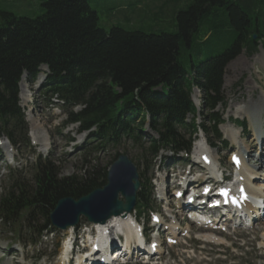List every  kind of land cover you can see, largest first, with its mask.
Instances as JSON below:
<instances>
[{
	"label": "trees",
	"instance_id": "16d2710c",
	"mask_svg": "<svg viewBox=\"0 0 264 264\" xmlns=\"http://www.w3.org/2000/svg\"><path fill=\"white\" fill-rule=\"evenodd\" d=\"M38 4L41 12L33 17L0 6V128L10 139L17 132L25 139L17 104L19 76L23 71L33 76L46 64L49 90L67 106L82 105L69 112L68 122L78 121L81 129L96 127L92 135L101 142L95 149L116 142L119 134L138 139L146 120L158 138L150 139L145 153L152 157L168 145L183 148L182 133L195 129L185 121L194 113L192 87L202 94V119L212 121L216 132L219 116L213 110L223 102L227 64L242 52L264 48V0H187L175 14L172 33L118 26L105 30L88 0ZM156 5H149L155 14L162 10ZM82 166L61 176V167L48 158L34 166L31 179L20 172L10 177L0 195L1 222L23 220L38 231L46 229L59 199H78L104 185L105 167Z\"/></svg>",
	"mask_w": 264,
	"mask_h": 264
},
{
	"label": "rangeland",
	"instance_id": "374dc122",
	"mask_svg": "<svg viewBox=\"0 0 264 264\" xmlns=\"http://www.w3.org/2000/svg\"><path fill=\"white\" fill-rule=\"evenodd\" d=\"M88 1L90 6L97 10L99 25L103 29L109 30L110 27L118 26L124 29L141 30L147 33L159 31L169 33L176 32L175 14L177 10L183 8L187 2V0ZM155 1L157 2L153 3ZM167 1L171 2L166 4ZM38 3L39 0H0L1 7L7 9L16 16L25 17H33L40 14L41 10ZM155 4H157L156 6H160L159 8H162V10L157 14L153 13L150 9V6H154ZM220 51H222V47H220L219 52ZM223 78V91L225 99L227 100L228 107L227 104L226 107L228 109L226 111V107L220 106L218 110L221 114H224V118L228 116L229 121H241V119H245L244 121L246 123L247 130L249 131L248 134H246L245 132L242 133L238 130L241 133V136L235 138V135L232 138H235L234 140H228L227 138L230 137H223L222 130L220 129L222 138L227 141L228 147L226 148L221 142L210 141L213 145V148L211 147V150L209 151H211L213 161L215 162L218 158L221 165L225 168V172L229 174V170L227 169L229 166V153L233 151L236 152L238 148H243L247 152L249 150L251 156H256L255 154H257L256 150L254 151V145H256V142L254 139H252L254 138L253 125L255 129H258L257 127H259L260 131L264 135V48L259 46L257 51L250 55L246 54L245 52L239 54L235 59L227 64L224 70ZM19 92L21 94L19 99L21 107L28 117L32 116L34 118L36 123L34 126L36 136L41 138L44 134L48 135L50 139L49 151L52 152L55 158L60 159L58 163L61 166V176H70L74 174V172L80 169L83 160L97 162L99 163L100 167L105 168L110 165L112 156L115 153L114 151L100 153L98 154L97 160H94L93 154H90V157L87 155V157L84 158V153L77 151V149L74 148V145L69 143L70 141L68 138L73 137L72 135H76L74 133V129H71L72 126L69 125L66 127L61 125L62 121L65 119L63 111L57 104L54 103L56 101L55 99L43 95L39 85H36L35 82L31 83L26 79V77H23L20 83ZM192 92L193 99L196 101L197 98L200 101L202 96L201 93L199 91L197 93V91L194 90ZM194 103L198 105L196 102ZM32 122V120H28L27 122L31 131L33 130L31 128ZM227 122L228 121L226 120V123ZM226 123L223 124L222 127L225 126ZM145 133L153 135L148 129H146ZM198 138H196V140ZM209 138L212 139L211 136H209ZM31 139L33 140V136ZM261 144L263 145L262 141ZM33 149L36 151V153L41 155L44 153L43 148L39 144L34 146ZM123 150L126 151V154L132 160H136L139 157L141 151L139 146L131 143L125 144L122 148H119L116 151L121 152ZM28 153L29 152L22 151L17 155L13 153V155H15V157L18 159L19 163L24 164L26 162V158H29V162H31ZM167 153H162L160 156L161 158L156 160V163L159 161L161 162L159 170L160 173L158 174V177H162L164 174H168V171L171 169L176 170V168H179L185 164V161H182V159L177 161V157L170 158L171 155H168ZM263 154L264 152L261 154V158L264 160ZM261 158L257 160L258 162L254 161V163L256 166L259 163L260 166L264 167V162L261 160ZM8 160L10 162L9 158ZM213 161L211 160L212 163ZM176 162L180 163L176 164ZM248 163L252 162L249 161ZM12 166H18V163L15 162L12 164ZM7 168L6 160L0 159V192L1 189L6 186L4 180L6 179L5 175L7 174ZM258 171L264 173V170L261 169V167ZM160 196L161 194L158 191V184H156L154 202L147 209H144L143 217H145V219L147 216L149 218V211H158L159 213L165 215L166 213L163 212V207L165 206V203L168 202V200H172L173 204H176V201L173 200L171 194H169L164 201L159 200ZM160 204L164 206L159 207ZM176 211L180 212L179 210ZM59 218H62V216H59ZM119 223L121 224V222ZM259 225V229L263 230L262 227L264 226L262 225L261 227V224ZM9 228L12 229L11 227ZM9 228L7 226H3L0 223V251H2L1 249L3 247H7V250H5L2 254V256L5 258L1 260L0 264L4 262H10L12 264H54V247H56L61 235L65 236L66 233L61 231L58 234H54L52 237L44 238V242L37 246L39 247L38 250H34L33 246H28L29 248L24 249L19 245H13L11 248H8L6 244L12 242L15 239V236L8 232ZM186 229L187 227L185 228V232ZM199 230L203 231L204 229L200 228ZM238 230H247V232H249L247 234L242 233L245 236L244 240L242 241H238L232 236L229 238L228 244L238 247V254L228 250L226 252L228 255H226V257L221 260L220 258H216L214 255L217 250L216 246L202 245L205 247V250L201 253L195 251V258H192L191 260L182 258L181 260L187 264H264V249L258 250L259 247L264 248V234L260 233L258 242H255V236L251 233L252 229L239 226ZM183 235L185 236L184 239L186 240L188 236L192 237L190 234L185 235L183 233ZM183 235L181 237H183ZM79 236H81V234ZM203 236H206V233L202 234V237ZM26 237L28 238V236L23 235V240H26ZM80 240L81 239H78L79 242ZM180 241L182 244V238ZM191 245L195 246L194 244ZM9 250L11 252H9ZM43 253L44 257L39 259V256ZM175 253L178 254L177 256H182L180 251L176 252L175 250ZM205 253L209 254L212 261L205 263L200 261L198 255L201 256Z\"/></svg>",
	"mask_w": 264,
	"mask_h": 264
},
{
	"label": "water",
	"instance_id": "95a60500",
	"mask_svg": "<svg viewBox=\"0 0 264 264\" xmlns=\"http://www.w3.org/2000/svg\"><path fill=\"white\" fill-rule=\"evenodd\" d=\"M107 181L103 189H96L77 200L70 197L58 200L50 215L52 224L65 228L75 224L80 215L92 222H104L111 215L128 211L134 202L138 182L135 168L126 156L115 160L108 170ZM119 193L123 200L118 199Z\"/></svg>",
	"mask_w": 264,
	"mask_h": 264
},
{
	"label": "bare ground",
	"instance_id": "6f19581e",
	"mask_svg": "<svg viewBox=\"0 0 264 264\" xmlns=\"http://www.w3.org/2000/svg\"><path fill=\"white\" fill-rule=\"evenodd\" d=\"M39 78H41V75H39ZM228 116L225 117V119L228 121ZM33 122L31 123L32 126H35L36 123L34 121V118L31 119ZM37 128V127H36ZM223 130H224V134L225 136L227 137H230V138H233L236 133L234 131V128L233 126L229 123V121L226 123L225 126H223ZM41 143L43 144V147L45 149H48V146H49V143L47 142V139H41ZM261 148L263 147V145L261 144L260 145ZM195 150L198 151V155L201 153V152H208L206 151L207 149L202 146V147H199V145H196L195 146ZM259 157L257 158V160H259L261 158V153L258 155ZM261 160L264 162L263 158H261ZM211 164L213 165V163L211 162ZM242 167H244V170H247V173H244L243 170L241 169ZM252 168V169H251ZM251 168H247L245 166V164L243 162H241V172L243 173V177L245 178V184L247 186V190L248 192L250 193H253V194H256V195H259L261 196L262 192L260 189L256 190V193H254V190H252L251 187H249V180H250V177L252 175H255V170L253 169L254 167H251ZM256 178L257 179H260L259 176H257V173H256ZM249 178V180H248ZM263 195V194H262ZM264 213V212H263ZM132 214H127L126 216L124 214H121V215H118V216H112L111 218H109L105 223H99V224H96L95 225V233L97 235V242L98 244L100 245V247H103L104 245V242H105V238H104V234L106 232V229L105 227L107 226H110L112 224H114L124 235V238H125V245L127 246L129 244V242L132 240V237L133 235L137 234V229H136V225L135 223L133 222V217L131 216ZM258 219V222L260 221L259 224H261V227L262 225L264 226V220L262 221V219L260 218V216L257 217ZM121 222V224L119 223ZM258 224V225H259ZM97 227V229H96ZM263 231H264V227H262ZM174 233V230L172 231L171 230V234L173 235ZM64 247H68V245H65ZM158 249V248H157ZM60 263V262H59Z\"/></svg>",
	"mask_w": 264,
	"mask_h": 264
}]
</instances>
